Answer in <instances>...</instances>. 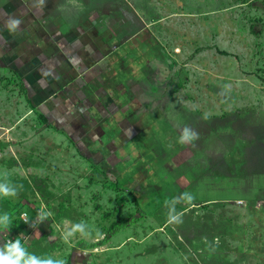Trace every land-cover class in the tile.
<instances>
[{"label":"rangeland","instance_id":"obj_1","mask_svg":"<svg viewBox=\"0 0 264 264\" xmlns=\"http://www.w3.org/2000/svg\"><path fill=\"white\" fill-rule=\"evenodd\" d=\"M5 12L4 121L12 111H26L31 94L45 92L37 80L48 66L52 73L65 68L69 53L53 51L61 48L56 40L52 53L46 47L54 28L108 31L116 40L146 28L156 47L160 92L172 96L164 104L169 120L180 133L185 126L199 133L169 151L175 163L164 171L171 170L173 183L139 203L98 178L79 175L54 198L40 196L42 183L29 178L37 194L28 191L20 211L33 227L22 230L14 216L9 239L65 264H264V0H35L28 13L16 5ZM13 19L21 21L15 30ZM16 190L19 200L24 191ZM183 193L195 198L187 201ZM173 206L181 223L169 222ZM41 210L49 215L41 219ZM79 223L89 234L76 230L65 239Z\"/></svg>","mask_w":264,"mask_h":264},{"label":"crops","instance_id":"obj_2","mask_svg":"<svg viewBox=\"0 0 264 264\" xmlns=\"http://www.w3.org/2000/svg\"><path fill=\"white\" fill-rule=\"evenodd\" d=\"M4 1L0 22L7 7L16 5L28 13L35 3ZM52 31L45 35L46 47L52 53L51 40H56L61 48L53 51L69 53L65 68L52 73L48 66L37 80L45 92L31 94V106L20 116L12 111L5 121L0 118V180L24 191L19 200L0 198V212L13 214L10 231L0 229V248L17 226L14 216L26 212L20 211V201L28 191L54 198L66 181H76L80 175L79 179L98 178L130 191L139 203L157 197L165 183H173L171 170L164 169L175 163L168 153L180 145L181 129L175 128L164 107L172 96L162 97L160 92L163 84L157 78V52L150 32L144 28L116 40L108 31L101 36L81 28ZM24 35L28 33L20 37ZM28 66L35 69L33 58ZM29 178L42 187L34 190Z\"/></svg>","mask_w":264,"mask_h":264},{"label":"clouds","instance_id":"obj_3","mask_svg":"<svg viewBox=\"0 0 264 264\" xmlns=\"http://www.w3.org/2000/svg\"><path fill=\"white\" fill-rule=\"evenodd\" d=\"M20 22L21 21L19 19H13L10 24L11 28L15 30ZM198 137L199 133L196 130L185 126L178 137V142L181 144H191L198 139ZM20 187H22V185ZM16 194L17 190L12 187L9 180H0V198L13 197ZM183 198L187 201H191L195 197L191 193H183ZM27 215V212L22 213V216L25 218ZM48 215L49 213L46 210H41V219L47 217ZM169 222H182V214L178 213L174 206L170 208ZM12 226L13 214L7 211L0 212V229L10 231ZM76 230L80 231L83 235L89 234L87 225L79 223L76 224L71 231L65 233V239H68L72 232ZM0 264H65V262L62 259H40L39 257L28 253L27 249L23 246L20 240L16 239L8 241L3 248H0Z\"/></svg>","mask_w":264,"mask_h":264},{"label":"built area","instance_id":"obj_4","mask_svg":"<svg viewBox=\"0 0 264 264\" xmlns=\"http://www.w3.org/2000/svg\"><path fill=\"white\" fill-rule=\"evenodd\" d=\"M19 218H20V220L25 224V227H31L32 226V224H30V225H28L29 224V218H28V216L25 218V217H23L22 216V213H20L19 214ZM8 241H10L9 239H5L4 240V245H6V243L8 242Z\"/></svg>","mask_w":264,"mask_h":264},{"label":"trees","instance_id":"obj_5","mask_svg":"<svg viewBox=\"0 0 264 264\" xmlns=\"http://www.w3.org/2000/svg\"><path fill=\"white\" fill-rule=\"evenodd\" d=\"M221 54H226V53H224V52H220ZM31 218L33 219V218H35V214L33 215V216H31ZM116 224L115 223H113L112 225H111V227H113V226H115ZM110 227V228H111Z\"/></svg>","mask_w":264,"mask_h":264}]
</instances>
